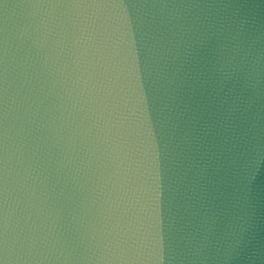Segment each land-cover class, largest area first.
<instances>
[{
  "label": "water",
  "instance_id": "water-1",
  "mask_svg": "<svg viewBox=\"0 0 264 264\" xmlns=\"http://www.w3.org/2000/svg\"><path fill=\"white\" fill-rule=\"evenodd\" d=\"M0 264H264V0H0Z\"/></svg>",
  "mask_w": 264,
  "mask_h": 264
}]
</instances>
